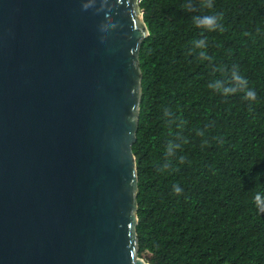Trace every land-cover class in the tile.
<instances>
[{
	"label": "water",
	"instance_id": "1",
	"mask_svg": "<svg viewBox=\"0 0 264 264\" xmlns=\"http://www.w3.org/2000/svg\"><path fill=\"white\" fill-rule=\"evenodd\" d=\"M139 2L0 0V264H150Z\"/></svg>",
	"mask_w": 264,
	"mask_h": 264
},
{
	"label": "trees",
	"instance_id": "2",
	"mask_svg": "<svg viewBox=\"0 0 264 264\" xmlns=\"http://www.w3.org/2000/svg\"><path fill=\"white\" fill-rule=\"evenodd\" d=\"M139 5L138 254L264 264V0Z\"/></svg>",
	"mask_w": 264,
	"mask_h": 264
},
{
	"label": "clouds",
	"instance_id": "3",
	"mask_svg": "<svg viewBox=\"0 0 264 264\" xmlns=\"http://www.w3.org/2000/svg\"><path fill=\"white\" fill-rule=\"evenodd\" d=\"M201 43H202V42H201ZM249 95H254V94H253V93H249ZM176 191H177V192H179V191H180V189H179V188H177V189H176Z\"/></svg>",
	"mask_w": 264,
	"mask_h": 264
}]
</instances>
